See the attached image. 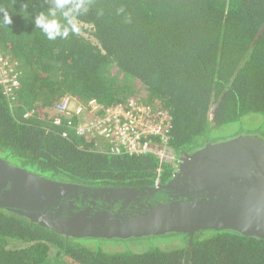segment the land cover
Segmentation results:
<instances>
[{"label": "trees", "instance_id": "trees-1", "mask_svg": "<svg viewBox=\"0 0 264 264\" xmlns=\"http://www.w3.org/2000/svg\"><path fill=\"white\" fill-rule=\"evenodd\" d=\"M49 7L50 0H0L12 21L0 13V52L19 82L11 95L0 85V158L88 187L172 179L175 167L155 155L113 152V142L79 135L84 119L57 125L55 109L69 96L105 108L135 99L167 112L170 139L145 141L178 157L239 135L264 138L256 128L264 119V0H90L79 32L55 40L34 25ZM129 241L145 243L107 249ZM0 264H264V240L229 229L75 238L0 208Z\"/></svg>", "mask_w": 264, "mask_h": 264}, {"label": "water", "instance_id": "water-1", "mask_svg": "<svg viewBox=\"0 0 264 264\" xmlns=\"http://www.w3.org/2000/svg\"><path fill=\"white\" fill-rule=\"evenodd\" d=\"M0 208L75 238L229 229L264 240V138L184 153L168 183L142 188L63 183L0 158Z\"/></svg>", "mask_w": 264, "mask_h": 264}, {"label": "built area", "instance_id": "built-area-1", "mask_svg": "<svg viewBox=\"0 0 264 264\" xmlns=\"http://www.w3.org/2000/svg\"><path fill=\"white\" fill-rule=\"evenodd\" d=\"M0 85L5 94L11 95L19 87L17 78L12 75L8 62L3 60L0 52ZM156 108H159L155 106ZM55 112L65 119H84L78 128L79 135L91 134L101 136L114 143L113 152L124 149L129 154H152L161 161L171 164L177 169L180 158L174 151L164 146L152 145L145 141L152 137H160L166 143L172 128L171 117L167 112L158 111L141 100L131 99L125 104L103 107L96 100L82 103L77 98L65 97L58 104ZM103 115V116H102ZM101 116L88 119L86 117ZM61 125V121H56ZM71 123L68 121V126Z\"/></svg>", "mask_w": 264, "mask_h": 264}, {"label": "clouds", "instance_id": "clouds-1", "mask_svg": "<svg viewBox=\"0 0 264 264\" xmlns=\"http://www.w3.org/2000/svg\"><path fill=\"white\" fill-rule=\"evenodd\" d=\"M89 3L90 0H50L48 10L35 16V28L41 29L49 40L67 38L70 32H79L78 17L88 12ZM119 11L123 12V8ZM0 13L3 15V23L9 25L12 22L9 13L3 9H0ZM179 158L175 173L181 163Z\"/></svg>", "mask_w": 264, "mask_h": 264}, {"label": "rangeland", "instance_id": "rangeland-1", "mask_svg": "<svg viewBox=\"0 0 264 264\" xmlns=\"http://www.w3.org/2000/svg\"><path fill=\"white\" fill-rule=\"evenodd\" d=\"M85 37H88V35L87 34H85L84 35ZM145 96V93H142L141 94V97L143 98ZM254 118H256V119H259V118H261V117H258V116H254ZM263 121V123L260 125V126H256V128H261V129H263V134H264V119L263 118H261V121L260 122H262ZM251 133V132H250ZM244 134H246V133H244ZM252 135H255L254 133H251ZM234 135H232L231 133H228L227 135H226V138H231V137H233ZM239 136H242V135H239ZM244 136H248V135H244ZM249 136H251V135H249ZM106 243H109V244H107V249H111V250H115V249H117L118 248V246H119V244H121V245H123V247H124V249L125 250H128V249H131V248H133V249H135L136 250V248H142L143 247V243H145V242H140V241H132V242H106ZM142 250V249H141Z\"/></svg>", "mask_w": 264, "mask_h": 264}, {"label": "bare ground", "instance_id": "bare-ground-1", "mask_svg": "<svg viewBox=\"0 0 264 264\" xmlns=\"http://www.w3.org/2000/svg\"><path fill=\"white\" fill-rule=\"evenodd\" d=\"M3 60L6 61V59H5L4 57H3ZM10 69L12 70V69H14V68H13V67H10ZM62 118H64V117H61V116H60V118H58L57 120H60V121H61ZM57 120H56V121H57ZM61 122H62V121H61Z\"/></svg>", "mask_w": 264, "mask_h": 264}]
</instances>
